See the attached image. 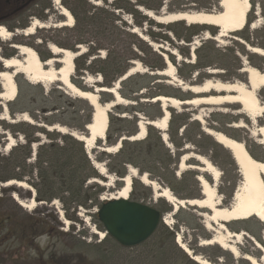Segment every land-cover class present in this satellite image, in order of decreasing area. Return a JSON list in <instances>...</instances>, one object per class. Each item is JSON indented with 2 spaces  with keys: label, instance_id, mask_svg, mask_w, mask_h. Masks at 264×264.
<instances>
[{
  "label": "rangeland",
  "instance_id": "1",
  "mask_svg": "<svg viewBox=\"0 0 264 264\" xmlns=\"http://www.w3.org/2000/svg\"><path fill=\"white\" fill-rule=\"evenodd\" d=\"M8 1L11 5L7 7L6 2L2 4L0 17L7 18L9 23H0V27L4 26L10 32L16 33L17 30H22L21 25L26 28L35 19L43 22L47 27L37 29L32 36L20 33L16 34L10 41L0 39V58H10L17 54L16 49L11 46L13 44H25L33 47L44 62L48 58H59L48 49L50 44L69 49L75 53L79 52L78 46L81 45L85 48V51L75 59V72L72 80L82 84L89 91H93L94 88L85 83V77L92 76L96 78L100 76L102 82H104V77L97 71L99 67L97 60H105L109 53H116L121 56L124 59L123 65H125L127 71L134 66L133 62H138L141 72L133 75L151 76L153 72L154 75L152 74V76L156 75L155 78H158L154 83H150L149 91L144 89L138 93L137 100H129L134 102L133 104L113 107L109 113L108 126V133L112 137L111 141L113 143H108L107 135L104 140L99 139L96 142V147L90 150L93 162L105 168V174L99 173L97 169L99 176L86 182L91 191H95L97 187L101 188L97 195L100 203L115 195L123 185L120 178L111 173L107 166L109 163H117L118 160L114 157L119 150L104 153L101 148L116 144L120 136L121 138H130L136 135L141 117L144 120H151L143 111H146L155 119L162 116L163 113L159 103H153L159 109L150 108L149 93L174 96L182 100L189 97V94H187L189 92L182 91L176 85L177 83L172 76L157 74L155 72L161 70L152 69L150 66L159 63L166 66L162 53L167 54L170 60L173 59L174 62L172 63L175 65L176 76L187 84H200L207 79L245 81L244 75L240 77V71L246 64L264 70V59L251 54L246 49L247 45L240 41L264 49V0H252V8L247 16L249 23L245 29L241 32L231 33L229 37H225L221 42L214 39L218 34V28L197 24L196 26L202 30H199L200 33L192 36L190 42H188L186 37L189 36V31L186 30V27L190 25L185 21H183L184 27H176L175 31L172 32L144 20L142 16L147 17L148 20L151 18L138 9L139 15H132L124 10L116 9L113 7L116 3L115 0H88L90 5L86 7L85 13L77 8V2L73 0H60L58 4L55 3L56 0H30L21 6H16L14 0ZM94 1H99L100 4L96 5ZM127 1L135 8L137 7L135 4L138 0ZM141 1V6L154 14L220 10L219 0ZM117 2L119 1L117 0ZM121 3L125 4L122 1ZM60 6L66 7L71 13L72 8L75 9L79 14L80 21H82L84 14L91 16L92 19H85L81 22V25L75 26L78 21L74 17L73 26L58 27L57 24L65 21V18L60 14ZM17 13H20V15L18 18H14ZM255 20L259 21V27L252 29L251 24ZM155 23L157 22L155 21ZM133 29H137L138 33L147 38L148 41L140 37L138 33H133ZM151 33H155L156 37L151 36ZM205 33L211 35L212 38H204ZM247 38L249 40H246ZM149 42L161 45V48L152 47ZM77 62L79 65H83L84 69H79L78 65L76 66ZM191 66H197V68L192 70ZM88 67L91 71L88 70ZM212 69L221 71V74H210L209 70ZM0 70H3L1 61ZM16 80L17 97L14 101L7 103L10 117L17 120L23 114H27L33 120V123L19 120L12 123L1 119L3 107L0 106L1 176H5L7 173L5 171L7 166H5L2 156H7L11 148L17 145H26V134H31V137L36 139V142L29 144L31 156L26 160L28 168L35 163L38 148L44 143L51 142L45 133L35 132L32 127L49 131L53 135L52 137L56 136L59 143L60 140L57 135L72 136L71 132H79L70 125H77L82 119L88 117L86 105L78 102V100L84 101V99L68 95L62 83L31 84L22 74L17 75ZM27 83L33 89L27 88ZM164 87L168 89H164ZM62 94L66 95L67 98L62 97ZM99 97L101 102H107L106 100L109 99L113 100L112 94L109 93H102ZM259 97L264 102V89L259 91ZM85 102L88 104L86 100ZM1 103L2 100L0 99ZM58 103L61 108L53 110ZM220 108L227 109V111L222 112L219 110ZM12 109L16 112L12 113ZM18 109H30L32 114L28 111H17ZM169 109L171 117L167 131V144L164 142L165 147L172 154L179 153L183 156L188 153H196L209 158L221 170L218 193L222 195L225 205L230 204L241 181L238 167L229 151L206 134L203 127L207 126L237 140H244L249 153L254 158L264 162V145L256 141L257 137H251L249 129L252 124L250 120L244 115L236 114V111L239 110L238 105L208 107L205 125L194 120V115L198 111L193 106L185 105L181 109L171 107ZM181 115L185 118H181ZM241 119L246 122L248 129L229 127L232 122ZM48 121H55V123L50 125ZM263 123L264 119L260 124ZM56 125L63 126L67 133L48 129ZM148 128L149 126H147V134ZM153 128L159 135H162L160 130L156 127ZM121 130L125 134L119 135ZM129 132H133L134 135H128ZM183 135L186 138L182 137ZM172 137L174 143L171 140ZM11 142L15 143L12 147L9 146ZM123 145L124 143H122ZM153 153L155 152L153 151ZM161 154H163L162 151ZM22 156L20 153V157ZM150 157L151 153L149 154L147 147H144L142 152L138 154L137 165L127 164V173L129 167L136 168L140 174L146 173L152 181L156 182L161 188L169 189L180 200L195 199L202 196L200 182L198 181V177L202 175L200 171L187 169L177 175L179 171L178 164L172 167L169 164L171 170L174 168L176 179H173L168 169H164ZM19 160L21 159L19 158ZM187 162L191 165L202 166L194 159H189ZM3 168H5L4 171ZM16 170L19 171L18 168ZM93 179H97L100 183L93 181ZM23 181L33 191L15 185L4 186L7 182L0 180V264H160L159 259L163 254H165L163 256L165 263L162 264H187L183 259V253L186 254V252L177 242L178 238L192 251L202 255L214 264H250L243 256L250 254L259 258L261 255L256 253L258 249L252 238L258 237L264 245V225L256 218L232 222L229 225L231 231L241 233L246 231V237L239 245L242 257H235L218 246L200 245L203 240L210 238L212 235L205 228V219L200 214L208 211L189 205L175 211L173 206L164 199L155 198L152 187L146 186L139 179L134 178L130 197L149 204L162 212L163 220L157 231L160 230L163 233L164 226L167 227L169 232L174 234V245L177 247H174L168 235L164 234L162 235L164 237L162 245L161 243L154 245V240L147 246L143 243L137 247L126 248L112 238L114 242H105L106 233L98 220L99 207L97 205L90 208L74 206L67 208V205L60 198L52 201H38L34 186L37 182L36 176L24 178ZM17 197L22 202L29 203V205L30 201L34 200L37 201V204L35 203L32 208L21 207ZM54 201H57L56 204H54ZM164 220L171 221L173 225L166 224ZM94 229L105 233V237L101 238L98 234H94ZM45 235L47 241L42 246L38 238ZM158 240H160L159 237Z\"/></svg>",
  "mask_w": 264,
  "mask_h": 264
},
{
  "label": "bare ground",
  "instance_id": "2",
  "mask_svg": "<svg viewBox=\"0 0 264 264\" xmlns=\"http://www.w3.org/2000/svg\"><path fill=\"white\" fill-rule=\"evenodd\" d=\"M60 0H56V4ZM252 0H219V11H188V12H176L162 14H154L150 10H146L143 7H139L140 11L146 16L158 23H174L177 21H185L188 25H208L218 28V34L214 38L216 41L221 42L225 37H229L231 33L243 31L247 26V16L252 8ZM96 5H99V1H94ZM60 14L65 18L64 22L57 24L58 27L73 26L74 16L73 14L63 6L59 7ZM47 26L35 19L26 29L17 30L16 33H12L7 30L6 27H0V39L4 41H10L16 34H23L32 36L35 31L40 28H46ZM259 27V21L255 20L251 24L252 29ZM133 33H138L137 29L132 30ZM139 34V33H138ZM144 40L148 41L147 38L139 34ZM206 39L212 38L211 35L205 33ZM244 43V41L240 40ZM152 47H159L153 42L149 43ZM197 44V43H195ZM16 49L17 54L10 58H0V61L4 63L3 70L0 71V84L1 93L0 99L2 103L0 106L3 107V116L1 119L15 123L24 121L33 123V120L27 115L23 114L20 119L14 120L10 117L7 103L12 102L16 99L18 94V87L14 81V76L22 74L28 82L31 84H50L54 82H60L65 87L66 93L72 97L81 98L88 102L93 110V121L91 125H88V132L91 131L90 137H86L83 134L73 131L72 135L83 141L86 145V150L90 152L91 149L96 147L97 140H104L106 138V132L109 126V113L113 107L117 105L133 104L134 102L123 98L119 93L120 86L118 83L116 87L111 88H98L95 90H82L72 80L75 72V59L84 53L85 48L81 45L78 46L79 52L75 53L69 49L58 47L55 44H50L48 49L55 56L59 58H51L44 62L40 59L37 51L25 44H13L11 45ZM246 49L259 58L264 59V49L247 45ZM157 50V49H156ZM165 59L166 66L163 70L155 73L161 75L172 76L176 85L186 91L197 94L192 97L194 99L183 101L174 96L160 95L151 101H159L163 106V114L161 117L155 120H141L138 124V133L130 138L131 141H137L144 139L147 134V126L152 125L162 132L163 139L167 140V131L169 126V119L171 117L169 108L181 109L185 105L193 106L197 109V113L194 115V120L198 121L202 125L206 124V117L208 107H223L227 105L239 106V110L236 111L238 115H244L252 124L249 132L251 137H257L256 141L264 145V123L260 122L264 119V102L259 97V91L264 89V70L258 69L252 65H244L240 71V77H243L245 81L234 80L226 81L222 79H207L200 84L184 83L178 79L175 74V65L168 58L167 54L162 53ZM180 57L181 55L178 54ZM134 66L129 69L128 73L120 79H126L134 73H140L141 67L138 62H133ZM57 65H59L57 67ZM212 75H219L221 71L209 70ZM152 74H154L152 72ZM172 79V78H171ZM85 83L92 87L94 84L101 82V78L87 76L85 77ZM171 84V82H169ZM93 88V87H92ZM110 92L113 96V100L107 102H101L100 97L97 93ZM162 109V107H161ZM222 112H226L227 109H219ZM232 128L236 129H248L247 124L244 120L234 122ZM49 130L55 129L61 133L65 132L63 126L56 125L49 127ZM206 134L210 135L216 143L221 145L223 148L229 151L231 154L241 177V181L237 186L230 204L225 205V201L222 195L218 193V186L221 178V170L207 157L196 154L188 153L182 156L179 165V171L191 169L200 171L202 175L198 177L201 187V197L189 200L178 199L169 189L161 188L156 182L152 181L147 174H140L134 167H129L127 176L121 178L123 185L120 187L118 192L111 196L108 200L113 199H128L132 191L133 179H139L142 184L150 186L154 189V196L156 199H164L166 202L171 204L175 211L179 208L189 206H196L200 209L207 210L208 212L200 213L204 218V226L209 230L212 235L210 238L203 240L200 245L202 246H218L219 248L227 251L235 257H242L239 245L242 244V240L246 237V231L234 232L226 223L243 221L246 219L256 218L262 225H264V162L254 158L249 151H247L245 145L237 139L226 135L220 131H216L203 127ZM10 141V139H8ZM15 143L11 142L10 147L14 146ZM120 143L117 145H111L101 148L102 150L112 153L117 152L120 149ZM90 155V154H89ZM90 157H92L90 155ZM189 159L198 161L202 166H195L188 164ZM95 167L101 174H105L104 166L96 164ZM210 179V181H209ZM95 182H99L97 179H93ZM212 181V182H211ZM100 183V182H99ZM15 185L22 189H33L24 181L11 180L4 184V186ZM36 192V191H34ZM21 207L32 208L37 204V201H30L29 203L22 202L18 198ZM57 201H54L56 204ZM164 222L168 225H172L171 221ZM94 234H98L101 238L105 237V233L100 232L98 229L93 230ZM253 239V238H252ZM180 247L187 253H189L198 264H214L204 258L202 255L197 254L188 248L181 239L177 240ZM257 254H261L259 258L254 255L246 254L243 258L250 264H264V245L254 240ZM262 252V253H261Z\"/></svg>",
  "mask_w": 264,
  "mask_h": 264
},
{
  "label": "trees",
  "instance_id": "3",
  "mask_svg": "<svg viewBox=\"0 0 264 264\" xmlns=\"http://www.w3.org/2000/svg\"><path fill=\"white\" fill-rule=\"evenodd\" d=\"M77 3V8L81 9L84 13L86 12V7L89 6L88 0H73ZM116 3L113 5L116 9H121L130 13L132 15H139L137 9L127 0H115ZM124 2L125 4L121 3ZM129 3V4H128ZM135 5H142V1L138 0L137 4ZM72 13L76 18L77 25H81V22L85 19H90L91 16L84 14L83 18L80 21L79 14L76 12L75 9L72 8ZM20 13L14 15V18H18ZM112 15V14H111ZM113 16V15H112ZM142 18L146 21H149L151 24L160 27L166 28L171 30L172 32L175 31L176 27L182 26L183 22H176L172 24L164 25L162 23H155L152 19H147V17L142 16ZM92 19V18H91ZM140 22V21H139ZM21 28H25L21 25ZM76 28V27H75ZM186 30L189 31V36L186 37V41L190 42L191 37L194 35H198L200 33L199 30H202L200 27L196 25H190L186 27ZM153 37H156L155 33L150 34ZM166 38V37H165ZM246 40H249L248 38ZM150 49V48H149ZM151 51V50H150ZM172 62L173 59H171ZM99 62L98 72L102 74L104 77L103 84L107 87H112L115 82H117L120 78H122L128 71L123 65L124 59L116 53H109L105 60H97ZM78 65L79 69H84L83 65H79L77 62L76 66ZM152 69H159L162 70L165 68L162 63L156 65H150ZM209 66V65H208ZM206 66V67H208ZM89 68V69H88ZM87 69L89 71L90 67ZM192 70L197 68V66H191ZM86 70V69H85ZM156 76V75H155ZM155 76L150 75H132L126 78L121 82V88L119 90L121 96L128 100L138 99V93L146 89L149 91L150 83H154L158 78ZM148 80V81H147ZM80 89L87 90L82 84L73 81ZM26 87L29 89H33L30 84H26ZM164 89H168L164 87ZM52 95V94H51ZM160 94L157 93H149V98H154L159 96ZM186 96V95H185ZM62 97L67 98L66 95L62 94ZM52 98V97H50ZM53 100V99H51ZM106 101H110L106 100ZM79 103L85 104L86 109L88 111V117L86 119H82L77 125H70L72 128H75L81 133H87L86 125L91 120V116L93 113L92 107L85 102V100H78ZM156 104V103H155ZM151 109H159L153 103H149ZM56 108L53 110H59L60 104L58 103ZM25 112L28 111L32 114V110L30 109H18L17 111ZM143 111V110H142ZM16 110L12 109V113H15ZM146 116H148L151 120H154L155 117L151 116L146 111H143ZM181 118H185V116L181 115ZM50 125H53L55 121H48ZM35 132L41 131L46 134L47 137L50 138L51 142L47 144H42L36 153V160L35 163L30 165L28 168L26 165V160L30 158L31 151H30V143L36 142V139L31 137V134H26L25 137L27 139L26 145H17L16 147L11 148L10 152L7 156L3 155L2 158L5 162V166H7V170L3 168L2 170L6 171L5 176L0 175V180L8 182L11 180L23 181L24 178L36 176L37 182L34 184L36 191H37V199L38 201H52L56 198H60L67 208L74 206V207H85L90 208L94 205L100 207L102 203H100L97 199V195L101 191V188L97 187L95 191H91L89 186L86 185V182L91 178H97L99 176L96 168L92 160L90 159L88 153L84 148V143L73 136L70 135H57L60 140L59 143L57 142V138L52 137L49 131L45 129H39L37 127H32ZM22 131V130H21ZM25 133V131H23ZM108 143H113L112 137L108 133ZM125 134L123 130H121L119 135ZM33 135V134H32ZM128 135H134V133L129 132ZM184 137V135L182 136ZM121 138V136H120ZM186 138V137H184ZM145 139V140H144ZM143 140L140 141H127L123 140L122 143L124 145L118 151V154L114 157L118 161L115 164L109 163L107 164L108 170L111 173H114L119 178H124L127 174V164L137 165L138 161V154L142 152L144 147H147L149 150V154L151 153L152 160L159 164L164 169H168L171 173L173 179H176L174 168L171 170L169 168L176 164L179 165L182 154H172L169 150L165 147V143L162 140L161 135L155 131V129L151 126L148 128V134ZM172 142L174 143L173 137L171 138ZM130 149L128 152L126 150ZM153 151L155 153H153ZM161 151L163 154H161ZM20 153L23 155L20 157ZM106 153V152H104ZM19 158L21 160H19ZM18 160V161H17ZM19 169L17 171L16 169ZM1 171V172H3ZM167 234L168 238L174 245L175 236L173 233H170L168 228L164 226L163 233L157 231L154 236L144 243L145 246L150 245L154 240V245H158L163 242L162 235ZM158 237L160 240H158ZM260 240L258 237H256ZM112 241L114 242L110 236H106L105 242ZM174 247H177L174 245ZM180 250V249H179ZM163 254L160 257V264L163 262L165 263ZM183 259L186 261L187 264H198L196 261L192 260L188 255L183 253Z\"/></svg>",
  "mask_w": 264,
  "mask_h": 264
},
{
  "label": "water",
  "instance_id": "4",
  "mask_svg": "<svg viewBox=\"0 0 264 264\" xmlns=\"http://www.w3.org/2000/svg\"><path fill=\"white\" fill-rule=\"evenodd\" d=\"M19 5L20 4L16 6ZM3 65L4 63H2V66ZM14 81L17 85V80L15 76H14ZM98 83L100 85L94 84L92 86L94 90L96 87L109 88L104 84H102V82H98ZM101 93L103 92L101 91ZM101 93H97V95L100 96ZM194 96H196V94L192 92V96H189L188 98H184L183 101L194 99L192 98ZM150 102L155 103L159 101H150ZM160 106L162 107L163 110L162 103H160ZM93 115L94 114H92L91 120L88 123V125H91L93 121ZM233 123L234 122H232L230 125H232ZM88 125L86 126L87 130H89ZM90 133L91 131H89L88 134L86 135L84 134V136L90 137L91 136ZM124 139L129 140L128 138H124ZM240 141L245 145L247 149L246 142L244 140H240ZM97 216L106 234L109 235L112 239H114L118 244L126 248L137 247L148 241L155 234V232L160 226L161 221L163 220L162 212L159 209L144 202L134 200L130 196L128 199H113L103 202L97 212ZM190 258L194 260V258L191 255Z\"/></svg>",
  "mask_w": 264,
  "mask_h": 264
},
{
  "label": "flooded vegetation",
  "instance_id": "5",
  "mask_svg": "<svg viewBox=\"0 0 264 264\" xmlns=\"http://www.w3.org/2000/svg\"><path fill=\"white\" fill-rule=\"evenodd\" d=\"M14 1H15V3H17V5H18V4L25 5L29 0H14ZM5 2H6L5 5H6L7 7L11 5L10 2H9L8 0H0V7H3L2 4L5 3ZM0 23H5V24H7V23H9V22H8V19H7V18H1V17H0Z\"/></svg>",
  "mask_w": 264,
  "mask_h": 264
},
{
  "label": "clouds",
  "instance_id": "6",
  "mask_svg": "<svg viewBox=\"0 0 264 264\" xmlns=\"http://www.w3.org/2000/svg\"><path fill=\"white\" fill-rule=\"evenodd\" d=\"M38 241L41 243V245L43 246L44 243H46L47 241V236H42L38 238Z\"/></svg>",
  "mask_w": 264,
  "mask_h": 264
}]
</instances>
